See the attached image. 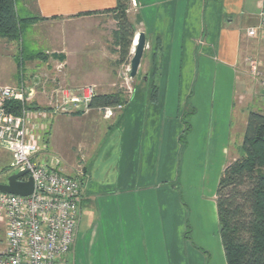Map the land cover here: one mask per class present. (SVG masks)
I'll return each mask as SVG.
<instances>
[{"label":"crops","instance_id":"obj_1","mask_svg":"<svg viewBox=\"0 0 264 264\" xmlns=\"http://www.w3.org/2000/svg\"><path fill=\"white\" fill-rule=\"evenodd\" d=\"M254 1L255 3L250 2L251 8L248 13L249 21L253 24L258 22L259 12V0ZM137 2L141 7L139 21L145 26L144 31L141 32L145 33L146 38L154 36L156 42L154 51L149 54L146 74L141 79L144 87L142 91L136 90L135 94L133 93L126 100L125 108L112 118H105L97 109H92L88 114L49 112L46 118L37 120L38 127L33 128V139L40 147L38 159L59 152L55 146H52L51 140L55 121L61 125L71 124L74 128L79 127L80 132L84 130L81 137H75L70 142L71 157L68 159V164L63 166L59 162V167L69 175L77 174L80 169L83 170L81 209L83 203H91L92 211L95 213L93 215H97V218L101 220H113V223L116 222L113 226L118 223L115 206L110 203L111 197H108L101 187H96L93 168L87 161L97 153L102 139L113 131V127L117 126V129L121 127L117 183L123 184L122 173L133 163L140 135L139 129L142 125L143 128L154 126L155 123L161 126L162 131L158 134L156 126L154 133L157 137L161 136L162 149L166 136L170 138L175 136L179 125H176L177 129L173 131L172 120L164 121L163 126L161 124V111L166 97L165 90L177 87L180 89L184 83L189 86L195 72L198 75L194 85L200 82L197 88L200 91L195 92L198 98H194L196 106L189 126L188 134L191 132L189 143H191V150L209 154V160H212L215 166L217 162H220L221 175L228 161L238 157L237 152L242 145L248 119V115L244 113L240 117L237 116L240 112V105L244 103L242 99L244 96L239 95L243 86L240 80L242 64L240 51L244 27H240L233 18L221 26L219 8H215V2L211 0H156L154 5L145 0H137ZM17 4L22 14L37 15L45 19L24 27L18 40L0 37V70L4 71L7 67V71L11 74L9 80L13 81L12 84L17 83L20 74L23 75L25 81H28L32 73H55L58 66L64 63L66 68L69 67L70 58L78 55L74 49L78 39L77 23H95L93 20L101 23V18L98 17L105 15L110 16L113 23L111 36L116 27L113 13L105 12V10L115 7L117 0H17ZM153 6L154 12L151 10ZM99 26L101 27V24ZM246 35L250 37L247 33ZM141 65L142 60L140 67ZM138 73L134 78L138 76ZM2 84L8 83L0 82V85ZM147 93L150 96L151 105L155 108L154 115H157V120L154 118V121L149 119L143 122L140 120L141 117L147 118L149 113L144 114V108L141 107L143 105L138 101ZM175 103L174 98L171 101L170 110L174 108ZM168 104L167 99L166 110H168ZM186 104L187 102L184 103ZM236 104L237 109H235ZM262 104L264 109V103ZM207 108L213 109L214 113L209 112L208 114ZM179 113L178 105L177 114ZM104 122H110V124L107 123L106 126L102 124ZM41 130L42 134L39 133ZM42 141L43 145L40 143ZM152 153L153 150L150 149L144 155L145 163L152 158ZM108 154L110 155L106 153L105 157ZM12 163V151L0 146V184L8 183V178L16 173ZM147 174L143 167L140 179L144 180ZM221 175L216 179L215 186H218ZM124 186L112 194L120 203L123 194L132 191L133 187L132 185ZM211 189L210 198L212 200L207 210L200 209L195 215L190 214L188 222L191 224V229L186 230L185 240L182 235L185 229L184 224H180L177 233L180 238L179 245L167 241L169 243L166 250H169L168 253L171 256L168 264H227L219 232L217 187ZM142 192L141 195L144 198L140 197L141 199L154 198V195L147 190ZM202 196L201 194L199 197L202 199ZM102 200L104 202L100 204ZM104 206L108 208L106 213ZM121 207L123 206L120 205ZM134 223L135 225L131 224V227H127L126 221L123 235V230L115 231L113 227L101 229L100 232L102 223L97 222L96 219L89 220V229L85 234L80 233L79 225L75 244L67 256L66 264L70 262L95 264L93 250L100 238L106 249H113L112 245L115 242V251L117 248L122 249L124 245V257L121 252L117 251L109 255L105 250L104 257L107 261L111 257V264L116 262L117 264H154V240L150 242L146 232L144 234L140 231L135 232L137 222ZM139 226L142 227L143 224ZM6 230L7 220L0 212V252H4L7 248ZM88 234H90L88 242L79 246V240L84 241ZM151 236L154 238V233ZM201 251L206 253L205 256Z\"/></svg>","mask_w":264,"mask_h":264},{"label":"rangeland","instance_id":"obj_2","mask_svg":"<svg viewBox=\"0 0 264 264\" xmlns=\"http://www.w3.org/2000/svg\"><path fill=\"white\" fill-rule=\"evenodd\" d=\"M147 3L154 5L156 0H145ZM215 2V8H219L220 23L223 26L224 23H228L230 19H234L240 25L244 27V34L241 44V75L242 89L239 91V95H243L244 103L239 107L240 117L243 113L249 115L251 111H259L264 113L263 104L264 97L260 93L259 79L264 77V41H260L258 37H247L246 33L250 26L257 24L249 21V10L251 8L250 2L255 3L254 0H211ZM254 6H252L253 8ZM154 12V6L151 7ZM141 13V7L137 0H131V6L128 10L130 19L134 22L137 33L144 31L141 21L138 20V16ZM110 16H101V23L97 20L89 23H77L76 32L78 34L77 46L74 47L75 52L78 55L70 58L69 67H65L64 63L61 70H55V73H32L28 83H33V78L41 76L46 79L45 86L50 91L53 86H64L70 88H79L85 84H93L97 93H110V92H122L125 98H129L136 90L142 91L143 83L142 77L146 74L147 65L149 63V54L154 51L155 40L153 38H147L146 53L142 59V65L139 69L138 76L136 78L129 79L128 63L120 64L119 54L117 48L113 43L111 36V27L113 25ZM258 18V17H257ZM144 23V22H143ZM101 24V27L99 26ZM98 27L100 29H98ZM136 33V35H137ZM137 38V37H136ZM136 38H134L136 40ZM6 42L5 40L3 41ZM136 42V41H135ZM134 42V43H135ZM132 44L131 53L133 56L135 46ZM77 49V50H76ZM19 56V55H18ZM253 66H256L260 72L259 76H256L253 71ZM195 72L192 76L190 85H182L180 89H166L165 104L168 99L167 106L161 111V124L163 126L164 121L172 120L173 131L177 129L176 125H179L175 136L170 138L166 136L164 148H161V136L157 137L154 133V129L158 128V134L162 131L161 126L156 123L154 126H146L140 128V135L138 140L137 149L133 158V163L130 168H126L122 173L123 184L117 183L118 166L120 157V128L113 127V131L104 135L99 144L97 153L87 159L91 167L93 168V175L95 178L96 187H101L103 192L107 193L110 198L111 205L113 204L115 211L117 212V225L113 226V220H101L97 218V215H93L91 203H83L82 214L80 222V233H86L89 229V220L94 219L102 223L101 229L105 230L107 227H113L115 231H121L124 234L126 227H131V224L135 225L137 222L135 232L144 234L146 232L148 239L154 240V264H168L171 257L166 250V246L171 241L177 245L180 238L178 237V229L180 224H184L183 240H185L186 230L191 229L189 216L193 215L200 209L202 211L207 210L210 201V194L215 186L216 179L220 174V162H217L215 166L212 160H209V154H204L199 151L191 150L190 133L189 129L186 130L187 122L191 123L194 113H190L191 108L195 107L194 98H198L195 94L196 90L199 93L198 86L200 82L194 85L195 78L197 76ZM10 72L7 71V67L4 71L0 70V82H6L8 85H12L10 79ZM23 75H19V79L15 85L22 81ZM57 78V79H53ZM129 79V83H128ZM56 80V81H55ZM155 81V80H154ZM209 83V81H206ZM7 85V84H2ZM36 87L38 95L34 98V102L31 105L38 104L44 106V93ZM213 92V90H212ZM238 93V91H236ZM238 95V96H239ZM149 94H145L141 97L139 103H141L145 112L149 113L147 118L141 117L140 120H153L157 117L154 115V106L149 101ZM175 98V106L171 108V101ZM213 98V97H212ZM217 99V94H216ZM187 102L186 105L184 103ZM137 103V102H136ZM178 105L180 113L177 114ZM41 106V107H42ZM238 105L236 104L235 109ZM196 109V108H195ZM214 110L207 108V113H214ZM152 113V114H150ZM173 113V114H172ZM96 116H99L96 114ZM157 120V118H156ZM108 123V122H107ZM106 122L102 123L104 125ZM169 124V122H167ZM167 124V125H168ZM79 128V127H78ZM72 127L71 124L61 125L55 121L54 131L52 135V146L59 150L54 155L61 165L66 166L68 159L71 157L70 142L75 137H81L83 131ZM86 132V131H85ZM42 134V130L39 132ZM43 145V141L40 142ZM151 145V148H150ZM52 146L50 147L52 149ZM153 150L152 158L145 163L143 160L144 155L150 150ZM106 153L108 154L105 157ZM243 153V148L240 146L238 157ZM66 157V158H65ZM236 157V158H238ZM223 161V160H221ZM232 161V160H230ZM228 161V163L230 162ZM144 162V164L142 163ZM135 166L133 167V164ZM144 167V171L147 177L144 180L140 179V174ZM76 169V168H75ZM78 169V167H77ZM75 171V170H74ZM17 173V171H16ZM223 173V172H222ZM76 175V174H73ZM125 185V186H124ZM132 185V191L125 192L120 203L118 199L113 197L115 192L121 186L129 187ZM151 189V190H150ZM140 190H147V192L154 195L151 200L141 199L144 198L143 192ZM131 192V193H130ZM202 196V199L199 197ZM130 195L129 197H126ZM140 195V196H139ZM103 200L100 204H103ZM127 203V204H126ZM99 204V205H100ZM126 204V205H125ZM120 205L123 206L120 208ZM102 207V206H101ZM105 207V206H104ZM102 209V208H101ZM108 208L105 207V213ZM130 212V213H128ZM95 214V213H94ZM170 215V216H169ZM169 216V217H168ZM139 224H143L142 227ZM154 233V238L151 236ZM191 233V232H190ZM188 233V234H190ZM90 238L88 234L83 240H79V246L83 243H87ZM188 240V238H186ZM143 240V238H142ZM113 249L105 248L101 238L95 245L93 254L95 255V264H111L112 258L106 260L105 254L110 255L118 252L122 253V257L125 256L124 245L122 249L116 248V242L112 245ZM106 250V251H105ZM202 252V251H201ZM205 256L206 253L202 252ZM208 257V253L206 255ZM121 257V258H122ZM69 264H73L70 262ZM117 264V262L115 263Z\"/></svg>","mask_w":264,"mask_h":264},{"label":"built area","instance_id":"obj_3","mask_svg":"<svg viewBox=\"0 0 264 264\" xmlns=\"http://www.w3.org/2000/svg\"><path fill=\"white\" fill-rule=\"evenodd\" d=\"M247 34L264 41V0H259L258 22L248 28ZM253 69L259 76L258 68L253 66ZM128 73L132 79L130 63ZM49 78L38 76L28 83L22 77L16 85H0V146L12 151L13 169L27 170L24 180L29 176L34 180V191L26 196L0 191V212L7 220V248L0 252V264H66L75 244L82 214L83 170L69 175L60 169L54 155L38 159L40 147L33 139V128L49 112L90 113L97 92L93 84L79 88L53 86L48 91L45 82ZM259 80L264 97V77ZM36 87H41L45 95L44 106L31 105L38 95ZM14 102L20 103L17 113L10 109ZM124 108L125 103H119L97 110L105 118H112Z\"/></svg>","mask_w":264,"mask_h":264},{"label":"trees","instance_id":"obj_4","mask_svg":"<svg viewBox=\"0 0 264 264\" xmlns=\"http://www.w3.org/2000/svg\"><path fill=\"white\" fill-rule=\"evenodd\" d=\"M130 6L131 0H117L115 7L105 10L113 13L116 20L112 36L120 64L130 63L137 33L128 15ZM44 19L22 14L17 0H0L2 38L18 40L24 27ZM126 100L118 91L97 93L90 106L98 109L125 103ZM19 104L14 102L10 109L17 113ZM194 111L192 107L190 112ZM189 126L187 122L186 130ZM241 146L243 153L226 165L217 186L219 232L227 264H264V113H249Z\"/></svg>","mask_w":264,"mask_h":264},{"label":"water","instance_id":"obj_5","mask_svg":"<svg viewBox=\"0 0 264 264\" xmlns=\"http://www.w3.org/2000/svg\"><path fill=\"white\" fill-rule=\"evenodd\" d=\"M135 50L130 61L131 65V76L134 78L139 70L141 60L146 49L147 38L144 32L137 33ZM135 42V39L133 43ZM27 170H21L14 173L8 178V183L0 184V191L13 193L18 195H29L34 191V180L29 176L26 180L24 178L27 176Z\"/></svg>","mask_w":264,"mask_h":264},{"label":"bare ground","instance_id":"obj_6","mask_svg":"<svg viewBox=\"0 0 264 264\" xmlns=\"http://www.w3.org/2000/svg\"><path fill=\"white\" fill-rule=\"evenodd\" d=\"M135 41H137V38H136V40ZM136 45V42L134 43V46Z\"/></svg>","mask_w":264,"mask_h":264}]
</instances>
